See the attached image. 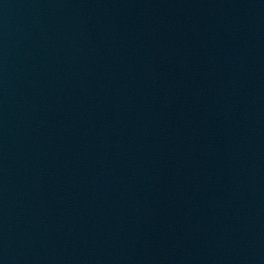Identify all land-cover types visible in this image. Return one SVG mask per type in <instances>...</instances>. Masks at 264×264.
Wrapping results in <instances>:
<instances>
[{
	"label": "water",
	"instance_id": "95a60500",
	"mask_svg": "<svg viewBox=\"0 0 264 264\" xmlns=\"http://www.w3.org/2000/svg\"><path fill=\"white\" fill-rule=\"evenodd\" d=\"M0 264H216L102 0H0Z\"/></svg>",
	"mask_w": 264,
	"mask_h": 264
}]
</instances>
